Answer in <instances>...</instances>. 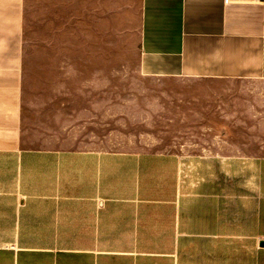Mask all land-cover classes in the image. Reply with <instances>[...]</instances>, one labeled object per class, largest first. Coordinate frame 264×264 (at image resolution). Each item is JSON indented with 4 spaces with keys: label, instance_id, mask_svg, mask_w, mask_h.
Wrapping results in <instances>:
<instances>
[{
    "label": "crops",
    "instance_id": "1",
    "mask_svg": "<svg viewBox=\"0 0 264 264\" xmlns=\"http://www.w3.org/2000/svg\"><path fill=\"white\" fill-rule=\"evenodd\" d=\"M121 21L145 76L264 80L257 0H0V264H264V158L233 183L225 128L185 155L40 145Z\"/></svg>",
    "mask_w": 264,
    "mask_h": 264
},
{
    "label": "rangeland",
    "instance_id": "2",
    "mask_svg": "<svg viewBox=\"0 0 264 264\" xmlns=\"http://www.w3.org/2000/svg\"><path fill=\"white\" fill-rule=\"evenodd\" d=\"M111 40L86 69H72L71 84L54 86L70 97L68 110L39 126L41 146L185 155L212 147L210 129L220 127L231 139L233 183L245 171L242 157L264 158V80L148 77L127 22L121 21L119 40ZM47 102L57 107L58 96Z\"/></svg>",
    "mask_w": 264,
    "mask_h": 264
},
{
    "label": "built area",
    "instance_id": "3",
    "mask_svg": "<svg viewBox=\"0 0 264 264\" xmlns=\"http://www.w3.org/2000/svg\"><path fill=\"white\" fill-rule=\"evenodd\" d=\"M258 2H262L264 5V0H257ZM230 2V0H225V4H228Z\"/></svg>",
    "mask_w": 264,
    "mask_h": 264
}]
</instances>
